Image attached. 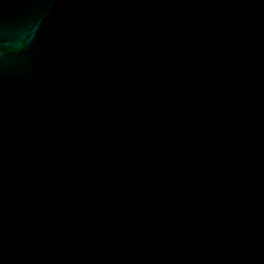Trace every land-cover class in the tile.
Listing matches in <instances>:
<instances>
[{
    "label": "water",
    "instance_id": "1",
    "mask_svg": "<svg viewBox=\"0 0 264 264\" xmlns=\"http://www.w3.org/2000/svg\"><path fill=\"white\" fill-rule=\"evenodd\" d=\"M32 247L264 264V0H0V264Z\"/></svg>",
    "mask_w": 264,
    "mask_h": 264
}]
</instances>
